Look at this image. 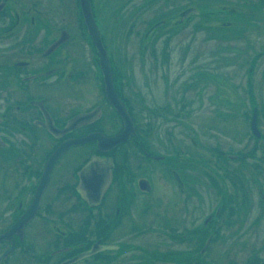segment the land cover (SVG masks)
<instances>
[{
    "label": "flooded vegetation",
    "instance_id": "flooded-vegetation-1",
    "mask_svg": "<svg viewBox=\"0 0 264 264\" xmlns=\"http://www.w3.org/2000/svg\"><path fill=\"white\" fill-rule=\"evenodd\" d=\"M93 1L90 0L92 15L113 70L112 92L115 91L124 104L128 120L108 97L102 60L86 22L81 0L80 3L79 0H72L74 9L70 8L73 13L68 18L64 15H42L39 0H0V234L8 231L7 239L0 241V256L10 251L0 264H11L9 260L14 256L15 264H45L47 244L55 243L57 245L48 250L55 258V264H202L203 253L211 248L216 237L217 254L226 255L229 245L238 246L239 241L235 239L231 240L232 244L226 246L224 242L222 245L227 237L222 236L220 228L217 229L218 218L228 207L230 197L218 204V208L207 218L193 223V227H182L185 230L180 235L177 233L176 237L186 240L187 245L180 249L161 252L155 247L149 250L138 244L133 236L141 234L142 227L131 223V215L139 213L135 208L136 201L143 204L144 212L162 204L172 207H162L161 211L167 209L170 216L174 213L173 204L169 200L164 202L163 195L142 199V194L149 195L153 191L151 173L156 177L163 175L169 185L172 181L171 186L177 185L182 189L185 192L184 201H188L193 195L188 193L195 190L189 189L190 184L185 178V166L189 159L182 151L174 150L172 145L174 153L166 150L161 154L149 148L145 136H148V131L156 132L154 125V130H150L152 122H143L142 110L133 108L131 99L125 95V76L117 69L120 68L119 57L110 52L107 36L100 29L106 23L114 37H121L120 44L122 38L133 31L135 21L141 18L139 10L127 13L123 11L124 7L121 8L127 0H110V3L105 2L108 8L115 3L121 6L119 9V6L114 7L117 9L114 14L103 15ZM223 2L234 3V6L239 3L240 8L229 6V9L211 10L217 15V24L221 23V26L217 25V30H249V27L256 28L264 22V0H218L217 4ZM196 12L192 9L185 17H192ZM205 13L210 15V9ZM61 21L64 24H59ZM165 23H155L152 32L148 28L143 33L138 46L140 60L144 58L145 61L147 45L155 52L158 29H162ZM197 25L200 26L199 23ZM53 30L55 33H52ZM166 30L171 34L176 32ZM171 34L163 35L161 39L164 49L169 47ZM220 35L217 33V36ZM31 43L35 47L33 50L29 48ZM164 49V58L157 64L164 63L167 67L170 56L169 51ZM89 56L101 74L100 83L92 75L83 79V73L78 71L88 65ZM151 65H155L153 60ZM248 79L251 80V77ZM79 80L83 87L78 85ZM90 82L97 87V92L100 91L98 95L86 93L85 86L91 92L95 90ZM249 94L250 98L255 96L254 93ZM77 97L83 102L78 103ZM150 109V113H162L158 109ZM85 114H90V117L86 120L77 118ZM126 130L128 138L112 145L98 143L97 139L77 143L70 140L95 132L111 137ZM165 141L168 140L165 138ZM160 145L168 147L163 143ZM61 147L62 151L53 157ZM83 171L87 172L84 180ZM257 195L258 202L263 206L264 192L259 185ZM68 199L69 205L66 204ZM31 210L33 215L23 225H17V221ZM187 212L185 210L186 216ZM77 213L85 214L79 230L64 220L70 214L77 220L79 216H73ZM152 218L155 224L143 229L154 232L160 238L173 239L177 228L173 222L171 225L168 218L164 225L155 220L157 215L153 214ZM227 223L234 228L231 232L236 237H241L250 229L263 227L252 224L243 229L241 222ZM15 224L17 229L10 237L9 229ZM51 228L54 235H48L46 239V230L52 233ZM136 228L139 230L130 233V229ZM121 229L126 232L119 237ZM229 238L232 237L229 235ZM190 241H193L192 247ZM258 243L261 241L246 239L238 246L235 255H239V250L241 255H248L245 264H253V259L259 256L256 252ZM219 258H216L217 264H238L223 263Z\"/></svg>",
    "mask_w": 264,
    "mask_h": 264
},
{
    "label": "rangeland",
    "instance_id": "rangeland-1",
    "mask_svg": "<svg viewBox=\"0 0 264 264\" xmlns=\"http://www.w3.org/2000/svg\"><path fill=\"white\" fill-rule=\"evenodd\" d=\"M217 1L127 0L126 5L121 6L120 3H115L117 5L111 4L109 8L105 2L110 3V0L93 1L99 8L100 14L103 15L105 13L114 14L117 10L114 7L118 6V9L120 6L124 7L123 11L127 13L139 10L141 18L135 21L133 31L127 33L120 44L119 38L121 37H114V33L110 32L106 23L102 26L99 24V26L107 36L110 52L116 54L117 58L119 57L120 68L117 69L125 76V95L131 99L133 108L142 110L140 114L143 116V122L148 124L152 122L151 128L154 125L156 132L148 131V136H145L149 148L161 154L166 153V150L174 153L172 146L174 150L182 151L189 159L188 165L185 166L187 168L185 178L190 184L189 189L195 190L188 193L193 195L188 201H184L185 192L182 189H179L177 185L171 186L172 181L169 185L167 178L163 175L156 177L151 173L150 178L154 183L153 191L149 195L142 194V199L152 198L158 194L163 195V200H166L164 202L170 201L173 204L174 213L170 216L167 209L161 211L162 207H172L162 204L155 206L152 211L144 212L143 204H138L136 201L137 207L135 208L139 213L131 215L133 220L131 223L142 227L141 234L137 233L133 236L137 238L138 244H142L149 250L159 248L157 250L164 252L180 249L181 246L187 245L186 240L182 241L180 236L176 237L177 233L180 235L185 230L182 227H193V223L201 221L204 217L207 218L218 208V204H222L226 197H230L228 207L218 218L217 229L220 228L222 236L227 237L222 245L225 242L227 246L232 244L231 240L238 239L237 245L240 246L248 238L257 239V242L261 241V243L256 245L258 248L256 252L262 258L255 257L253 264H264V205L258 202L259 196L257 195V185L261 186L264 192V137L258 139L251 130L253 101L249 94L250 87H252L255 95L254 105H257L260 110L258 127L264 134V22H261L259 27H249V30L248 28L217 30V25L221 26V23L217 24V15L211 10L221 7L229 9V6L240 8L239 3L234 6V3L217 4ZM39 3H41L39 7L42 15L46 13L51 17L64 15L63 17L68 18L73 13L70 8L74 9L72 0H39ZM192 9L197 11L196 14L192 17L190 15L185 17V14ZM209 9L210 15L205 13ZM94 12L96 13L95 7ZM163 22L166 23L162 29H158L157 35L159 36L154 45L155 52H152L151 46L147 45L145 49L148 50L144 55L146 62L144 58L140 60L138 46L140 38L143 39V33L149 29V32H152L153 24ZM198 23L200 26L197 25ZM59 24L64 23L61 21ZM166 29L176 32L171 34V31ZM52 33L55 31L53 30ZM217 33L221 35L217 36ZM167 34H171L169 36L171 41L169 47L164 49L161 47V39ZM29 48L30 50L35 49L32 43ZM163 49L165 52L169 51L170 57L167 60L170 63L167 67L164 63L157 64L164 58ZM151 60L155 62V65H151ZM87 62L88 65L83 66L82 70L78 69L84 75L82 78L88 79L87 76L92 75L97 83H100L101 74L91 63L90 56ZM249 76L251 77L250 83H248ZM95 79L94 82H96ZM90 83L94 88V83ZM78 85H81L80 80ZM85 87L86 93H91V96L100 93V91L97 92L96 86L95 90L92 89L93 92L89 91L88 86ZM77 98L78 103L83 102L80 97ZM150 108L158 109L162 113H150ZM161 143L168 147L161 146ZM221 182L225 184V194L219 192L216 186L218 183L222 190ZM69 203L70 200L66 202L68 205ZM185 210L188 211L187 216ZM159 211H161L160 214ZM153 214L157 215L155 220H159L160 224L165 225L168 218L171 225L173 222V225L177 227L172 236L173 239L167 237L165 239V236L160 238L154 232L149 233L147 229H143V227L147 228L155 224L152 222ZM94 215V220H96V214ZM161 215H163L162 218H160ZM73 216L75 218L79 216V218L76 220L70 214L64 220L71 223L75 230H79L85 214L77 213ZM231 221L241 222L243 229L252 224L256 227L261 224L260 227H263L250 229L248 233L239 238L232 234L231 230L234 228L228 226L227 222ZM254 221H259V223ZM52 230L51 228V232ZM137 230L139 229H130V233H135ZM120 231L119 237L126 232L123 229ZM52 233L46 230L44 237L47 239L48 235H54ZM229 235L232 238L228 239ZM215 239L216 241L211 243V248L206 246V249L207 247L209 249L203 253L202 264L207 262L217 264L216 258L219 257L223 263L245 264L248 255H241L239 250H237L239 255H235L238 246L234 244L229 245V252L226 255L219 256L217 237ZM125 240H128V237H125ZM192 243L193 241H190V247ZM56 245L57 243L47 244L45 264H55V258L50 256L51 252L48 250ZM222 248L221 251L224 254V248L223 250ZM260 248L261 251H259ZM9 261L15 264V256Z\"/></svg>",
    "mask_w": 264,
    "mask_h": 264
},
{
    "label": "water",
    "instance_id": "water-1",
    "mask_svg": "<svg viewBox=\"0 0 264 264\" xmlns=\"http://www.w3.org/2000/svg\"><path fill=\"white\" fill-rule=\"evenodd\" d=\"M82 2V6H83V10H84V14H85V19H86V22H88V26L90 28V31L96 41V44H97V47L100 51V54H101V59H102V68H103V72H104V75H105V78H106V82H107V94H108V97L110 99V101L115 105L116 109L119 111V113L124 117V119H127V116L125 114V110H124V106L123 104L121 103V101L118 99V97L115 95L114 92H112V88H111V79H110V71H109V66H108V59L105 55V51L102 47V44H101V40H100V36H99V33L95 27V24L93 23L92 21V16H91V12H90V8H89V3H88V0H81ZM256 115L254 113V116H253V119H252V128H253V131L256 135H260L259 131L257 130V127H256ZM127 130L126 131H123L122 133L116 135V136H113V137H110V138H105V140H102L100 139V142L103 143V141L105 143H109V144H115L119 141H122L123 139H125L127 137ZM99 135L98 134H92L90 135L88 138H84V139H80V140H74L75 142L77 141H83V140H87L89 138H95V137H98ZM56 155V153H55ZM34 211H28L26 214H24L18 221H17V225H23L25 221H27L32 215H33ZM17 227H16V224L13 228L9 229V235L14 231L16 230ZM8 237V232H6L5 234L3 235H0V240L3 239V238H7ZM8 253L5 252L2 256L4 257L6 254Z\"/></svg>",
    "mask_w": 264,
    "mask_h": 264
},
{
    "label": "trees",
    "instance_id": "trees-1",
    "mask_svg": "<svg viewBox=\"0 0 264 264\" xmlns=\"http://www.w3.org/2000/svg\"><path fill=\"white\" fill-rule=\"evenodd\" d=\"M250 93L253 94V90L250 89ZM251 100L253 101V105H254V97H253V96L251 97ZM222 182H223V181H222ZM222 182H221V183H222ZM215 185H216V184H215ZM216 186H217L219 192L221 191L222 194H225V192H224L225 184L222 183V185H221V186H222V190H221V187L219 186L218 183H217ZM240 186H241V184H240Z\"/></svg>",
    "mask_w": 264,
    "mask_h": 264
},
{
    "label": "bare ground",
    "instance_id": "bare-ground-1",
    "mask_svg": "<svg viewBox=\"0 0 264 264\" xmlns=\"http://www.w3.org/2000/svg\"><path fill=\"white\" fill-rule=\"evenodd\" d=\"M86 174H87V172L86 171L85 172L83 171V174H82V177H84L83 180L85 179ZM3 234H5V233H2L0 235H3ZM3 240H5V238L1 239L0 241H3Z\"/></svg>",
    "mask_w": 264,
    "mask_h": 264
}]
</instances>
